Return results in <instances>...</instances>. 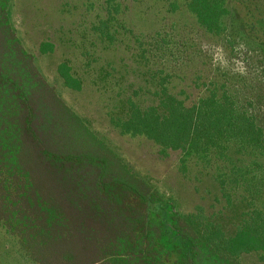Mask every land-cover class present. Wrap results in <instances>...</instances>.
<instances>
[{"label": "rangeland", "instance_id": "374dc122", "mask_svg": "<svg viewBox=\"0 0 264 264\" xmlns=\"http://www.w3.org/2000/svg\"><path fill=\"white\" fill-rule=\"evenodd\" d=\"M186 2L6 0L3 5L12 40L26 56L0 38V115L15 119L30 109L36 145L67 157L62 162L65 179L61 187L53 175L60 163L48 161L52 173L48 187L84 197L83 217L100 222L106 239L114 234L116 245L110 241L101 250L107 253L129 249L122 237L124 222H129L134 249L135 223L142 221L136 189L164 196L186 229L200 240L216 229L226 237L233 235L257 206L253 194L247 192L252 189L243 182L232 183L238 173L239 179L244 174L235 171L232 176V166L242 168L255 157L234 152L232 161L216 159L212 153L184 157L180 151L163 153L145 137L120 132L131 102L141 108L156 105L155 93L166 89L190 104L237 70L249 71L248 63L237 66L236 53L221 38L198 32L186 13ZM171 3L179 9L173 11ZM225 5L231 15L225 17L224 25L242 34L236 48L248 50L249 62H262L255 68L264 71V0H226ZM42 43L51 45L46 53L40 52ZM60 64L69 68L79 89L66 87L57 72ZM12 127L1 129L15 131ZM98 182L97 193L89 187ZM128 191L129 209L125 204ZM149 214L147 210L143 217ZM110 223L106 233L104 227ZM146 238L151 251L150 236ZM0 264H29L2 229ZM229 264H264V257L243 254L230 258Z\"/></svg>", "mask_w": 264, "mask_h": 264}, {"label": "trees", "instance_id": "16d2710c", "mask_svg": "<svg viewBox=\"0 0 264 264\" xmlns=\"http://www.w3.org/2000/svg\"><path fill=\"white\" fill-rule=\"evenodd\" d=\"M111 1L106 0V3ZM225 2L187 0L186 13L200 34L221 38L226 48L236 53L237 66L248 63L249 71L237 70L233 77L222 80L219 87L215 83L206 95L190 104L166 89L155 93L156 105L141 108L131 102L130 109H126L128 116L120 122V132L145 137L163 153L180 151L184 157L212 153L216 159L225 157L224 161H228L233 152L255 157L242 168L232 166V176L237 174L235 171L244 173L241 179L238 173L232 183L243 182L252 189L247 192L253 194L257 206L247 213V219L236 227L233 235L226 237L216 229L205 233L200 240L186 229L164 196L136 189L135 196L141 200L137 213L142 221L139 219L140 222L135 223L134 249L131 251L129 222H124L122 237L129 249L118 253L101 251L107 242L116 245L114 234L110 233L106 239L100 222L87 221L83 217L84 197L68 195L69 192L66 194V190L59 188L65 179L62 162L67 157L51 154L36 145L30 109L23 115L18 110L17 115L21 116L15 119H6L1 114L0 139L6 142H0V229L14 239L29 264H229L230 258L243 254L260 253L264 257V71L257 72L255 68L262 62H249L248 50L236 48L242 34H235L224 25L225 17L231 15ZM3 5L6 0H0V38L12 44L17 54L26 56L12 40L8 20L3 17ZM171 8L173 11L179 9L175 3H171ZM232 35L238 39L234 40ZM50 47L42 43L40 52L46 53ZM57 72L66 87L79 89L66 65L60 64ZM11 120L15 122L12 125L9 124ZM3 126H14L11 130L15 131L5 132L6 129H1ZM49 160L60 163L57 174H53L58 191L48 187L52 176ZM100 183L89 188L98 193ZM130 193L128 191L125 198L127 208ZM96 204L93 201V208ZM147 210L150 216L144 218ZM144 224L146 229L141 228ZM110 226L111 223L104 230ZM148 236L151 251L148 250Z\"/></svg>", "mask_w": 264, "mask_h": 264}]
</instances>
